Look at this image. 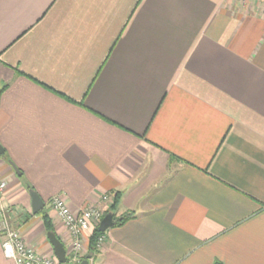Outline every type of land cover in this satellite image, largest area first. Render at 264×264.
Masks as SVG:
<instances>
[{"label": "crops", "instance_id": "obj_1", "mask_svg": "<svg viewBox=\"0 0 264 264\" xmlns=\"http://www.w3.org/2000/svg\"><path fill=\"white\" fill-rule=\"evenodd\" d=\"M0 146L39 254L29 190L67 255L49 200L111 198L93 264H264V0H0Z\"/></svg>", "mask_w": 264, "mask_h": 264}, {"label": "built area", "instance_id": "obj_2", "mask_svg": "<svg viewBox=\"0 0 264 264\" xmlns=\"http://www.w3.org/2000/svg\"><path fill=\"white\" fill-rule=\"evenodd\" d=\"M7 190L8 181L0 174V198L6 194ZM110 200L111 198L108 195H103L100 198V206H88L77 212L70 209L63 196H54L49 200L48 210L62 223L67 231L69 258L66 254V259L68 264H77L86 258H88L87 264H93L91 257H84V246L92 231L99 227ZM0 236L4 257L12 260L15 264H59L52 257L39 254L24 241L18 230L12 229L9 210L3 206L0 207ZM104 240V234L97 238L96 250L101 247Z\"/></svg>", "mask_w": 264, "mask_h": 264}, {"label": "water", "instance_id": "obj_3", "mask_svg": "<svg viewBox=\"0 0 264 264\" xmlns=\"http://www.w3.org/2000/svg\"><path fill=\"white\" fill-rule=\"evenodd\" d=\"M3 153V149L0 146V156ZM13 170L17 173L18 176L21 175V173L15 168L13 167ZM28 194L30 196L31 199V210L33 214H37L38 212H40L43 207H44V203L42 202V200L39 198V196L32 190L28 191ZM113 225L112 222V216L110 214H106L98 227V230L101 232H105L108 228H110ZM47 239L49 244L52 247L54 256L57 260V262L59 264H68L67 259H66V252H65V248L62 244V242L56 237V235L53 232H47ZM87 259L82 260L80 263L77 264H87Z\"/></svg>", "mask_w": 264, "mask_h": 264}, {"label": "trees", "instance_id": "obj_4", "mask_svg": "<svg viewBox=\"0 0 264 264\" xmlns=\"http://www.w3.org/2000/svg\"><path fill=\"white\" fill-rule=\"evenodd\" d=\"M117 199H118V194H115L113 196V204H112V206H110L111 208L115 207V203L117 202ZM40 214H41V218H42L46 232H53L52 224H51V221H50L47 213L45 211L41 210ZM131 217H132L131 214H127V215L123 216L122 218L115 220L114 225L121 224V223L125 222L126 220L130 219ZM103 234H104V232L99 231L98 228H95L92 231V234L88 240V256L91 257L92 254L96 251V247H95L96 240L100 235H103ZM215 264H220V263H215Z\"/></svg>", "mask_w": 264, "mask_h": 264}]
</instances>
